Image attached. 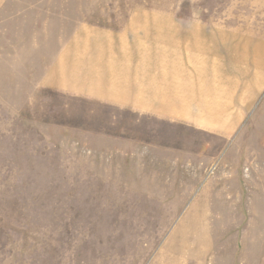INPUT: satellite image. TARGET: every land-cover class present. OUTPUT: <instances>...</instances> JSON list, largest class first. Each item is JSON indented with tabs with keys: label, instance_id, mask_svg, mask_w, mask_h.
<instances>
[{
	"label": "rangeland",
	"instance_id": "rangeland-1",
	"mask_svg": "<svg viewBox=\"0 0 264 264\" xmlns=\"http://www.w3.org/2000/svg\"><path fill=\"white\" fill-rule=\"evenodd\" d=\"M0 264H264V0H0Z\"/></svg>",
	"mask_w": 264,
	"mask_h": 264
},
{
	"label": "crops",
	"instance_id": "crops-1",
	"mask_svg": "<svg viewBox=\"0 0 264 264\" xmlns=\"http://www.w3.org/2000/svg\"><path fill=\"white\" fill-rule=\"evenodd\" d=\"M180 30L182 29H175L170 34L167 33L166 31L161 30L160 31L161 36L159 37L163 38L162 41H157V42L150 41V40H146L144 37L145 43L148 44L152 42L151 44L154 45L155 47V48L151 47L153 50V49H156V45L161 42L163 46L166 45L167 47H169L172 50L171 54H173L175 52H182V50L179 47L184 41L188 40V43L192 47L191 49L194 50L197 55H203V56L209 57L212 53L218 50L215 44H218V43L220 44L221 42H223L220 40V37H213V36L200 37L198 34H196V32L199 31L200 29H189L192 33V36L190 32H187V35H181ZM201 30L210 31V29H201ZM158 33H157V36H158ZM198 33H200V31ZM175 43L176 45H174ZM209 43H213L214 46H212L211 48H208ZM189 56H190V53L188 52V57ZM156 57L157 56L153 57L151 55H148L146 56V59L147 60H152V59L159 60L158 57L157 58ZM203 65L206 67L208 65V62L204 61ZM130 73L131 74L129 75V77H130V80H132L134 71H130ZM203 73H206V70L204 71L201 70L199 75L203 76ZM155 75L156 76L150 75L151 77L143 76L141 80V90L137 97H139L138 99H141L145 103H147L146 101L147 98H156V100L158 101H161L167 98L165 100L168 105H170V102L168 99H171L174 101L173 103H178V105L181 106L185 104L186 101L188 100H195L197 97L198 98L203 97V96H200L201 93H199L201 90L200 79L199 78L197 79L195 75L191 77H185L184 79H181L180 77L181 75H178L173 72L166 73V74L161 73V74H155ZM159 75H162L164 80H160L158 77ZM182 76H185V75H182ZM197 84L200 86H197ZM197 89L199 90L198 93H197ZM153 92H156V94L153 95ZM153 101L154 100H152V102ZM139 110L143 111L141 109Z\"/></svg>",
	"mask_w": 264,
	"mask_h": 264
}]
</instances>
